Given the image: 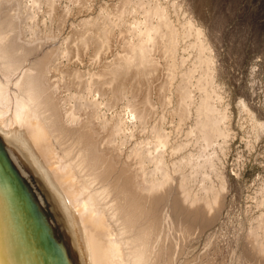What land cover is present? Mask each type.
I'll return each mask as SVG.
<instances>
[{"label": "bare ground", "instance_id": "obj_1", "mask_svg": "<svg viewBox=\"0 0 264 264\" xmlns=\"http://www.w3.org/2000/svg\"><path fill=\"white\" fill-rule=\"evenodd\" d=\"M199 14L194 0H0V264L216 263L185 249L226 206L237 124ZM251 98L235 111L256 139ZM246 229L230 263L264 264V212Z\"/></svg>", "mask_w": 264, "mask_h": 264}, {"label": "rangeland", "instance_id": "obj_2", "mask_svg": "<svg viewBox=\"0 0 264 264\" xmlns=\"http://www.w3.org/2000/svg\"><path fill=\"white\" fill-rule=\"evenodd\" d=\"M194 1L200 5L203 21L219 38V58L225 66L219 83L237 125L236 138L226 155L227 171L232 177L226 206L221 218L198 231L194 244L185 250L193 258L192 263L211 248L215 264H231L232 245L237 238L240 242L241 234L245 235L246 228L264 212V202H259L264 199V133L255 139L248 119L235 111L238 99L250 93L253 98L249 101L264 109V0ZM254 112L264 121V113Z\"/></svg>", "mask_w": 264, "mask_h": 264}]
</instances>
